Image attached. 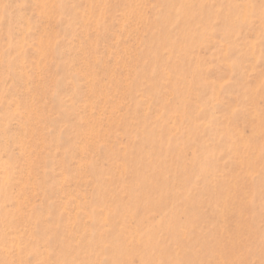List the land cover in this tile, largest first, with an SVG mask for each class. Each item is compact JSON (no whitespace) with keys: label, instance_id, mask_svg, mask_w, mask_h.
<instances>
[{"label":"rangeland","instance_id":"rangeland-1","mask_svg":"<svg viewBox=\"0 0 264 264\" xmlns=\"http://www.w3.org/2000/svg\"><path fill=\"white\" fill-rule=\"evenodd\" d=\"M0 264H264V0H0Z\"/></svg>","mask_w":264,"mask_h":264},{"label":"bare ground","instance_id":"bare-ground-1","mask_svg":"<svg viewBox=\"0 0 264 264\" xmlns=\"http://www.w3.org/2000/svg\"><path fill=\"white\" fill-rule=\"evenodd\" d=\"M169 38H170V36H169Z\"/></svg>","mask_w":264,"mask_h":264}]
</instances>
